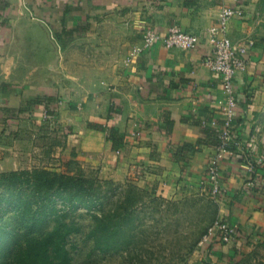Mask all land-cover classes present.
Returning <instances> with one entry per match:
<instances>
[{
    "label": "crops",
    "instance_id": "0c3cea01",
    "mask_svg": "<svg viewBox=\"0 0 264 264\" xmlns=\"http://www.w3.org/2000/svg\"><path fill=\"white\" fill-rule=\"evenodd\" d=\"M222 2L0 0V172L27 164L24 127H36L44 107L62 125L67 157L75 152L100 178L169 197L178 186L207 183L208 162L216 160L220 216L240 237L209 244L206 261L195 264H237L264 241V0H239L243 12L228 23L233 42L254 44L234 80L233 141L225 152L215 146L228 94L204 63ZM38 21L58 46L54 58ZM145 26L161 34L177 26L200 40L193 49L157 41L132 54ZM58 99L63 105L53 107ZM184 143L189 149L181 152Z\"/></svg>",
    "mask_w": 264,
    "mask_h": 264
},
{
    "label": "trees",
    "instance_id": "16d2710c",
    "mask_svg": "<svg viewBox=\"0 0 264 264\" xmlns=\"http://www.w3.org/2000/svg\"><path fill=\"white\" fill-rule=\"evenodd\" d=\"M107 138L112 144L117 143L114 127L108 128ZM186 148L189 149V143H184L179 150L183 152ZM71 164L79 163L72 158L68 160L69 169L65 170L35 167L0 174V237L3 236L2 245L10 246L8 250L14 264H72L68 240L80 231L71 217L78 210H85L93 220L89 236L96 249L141 250L143 241L136 239L135 222L139 221V212L147 206L145 199L153 195L152 192L130 181L122 184L112 179L94 178L79 169L78 173H73ZM7 215L26 232L13 234L12 228L2 222ZM9 236L14 237L7 244L5 237ZM260 246H264V241ZM256 253L253 250L245 254L237 264H247L245 260L249 264H264V258L253 261L251 257Z\"/></svg>",
    "mask_w": 264,
    "mask_h": 264
},
{
    "label": "rangeland",
    "instance_id": "374dc122",
    "mask_svg": "<svg viewBox=\"0 0 264 264\" xmlns=\"http://www.w3.org/2000/svg\"><path fill=\"white\" fill-rule=\"evenodd\" d=\"M127 53L124 59L126 60L127 57V60L123 61L125 66L129 63L128 57L131 55V50ZM55 104L57 105L53 107L63 105L60 99ZM49 115L45 117L42 114L36 127L34 124L32 127L28 125L24 127L22 137L26 142L27 164L16 170H32L35 164H38L39 168L45 167L53 171L68 168V160L72 157L68 158L66 155L68 149L63 141L64 130L60 128L62 125L57 123L54 117L56 114L51 116L49 112ZM73 159L79 164L77 166L71 164V172L78 173L79 169L83 170L82 172L87 176L100 178L94 169H84L76 158L73 157ZM175 190L174 194L163 198L154 191L148 190L153 195H147L145 199L147 206L139 212L140 218L135 222L134 229L136 239L143 241L140 245L141 250L129 248L100 251L96 249L93 239L89 236L94 225L92 218L85 210L72 213L71 217L80 226V231L72 234L68 240L72 264H195L199 260L206 261L210 252L208 245L216 241L208 239L206 243L203 241L204 237L208 235L210 228H212V234H215L217 232L215 222L224 220L220 216L219 203L211 195L208 182L201 184V187L193 183L184 184L176 187ZM2 222L7 223V228H12L13 234L26 232L25 228L8 215ZM13 237H5L7 244L12 242ZM17 237L21 238V236ZM2 241L3 236L0 237V264H14L8 250L10 246L6 248L7 245H2ZM255 250L256 255L251 257L254 258L253 261L264 258V246L255 247ZM245 261L249 264L247 260Z\"/></svg>",
    "mask_w": 264,
    "mask_h": 264
},
{
    "label": "built area",
    "instance_id": "2783aa9c",
    "mask_svg": "<svg viewBox=\"0 0 264 264\" xmlns=\"http://www.w3.org/2000/svg\"><path fill=\"white\" fill-rule=\"evenodd\" d=\"M242 12L243 8L239 0H223L219 8L217 23L211 25L207 30V40L211 45V51L204 57V63L219 77L222 88L228 94L224 102L223 122L215 146L219 152L227 151L233 141L232 125L235 118L234 109L237 105L234 80L238 73L246 69L248 62L247 55L250 47L254 44L252 38H246L240 42H233L227 36L229 21L234 16H240ZM199 40L197 34L187 32L177 26L170 27L165 34H161L153 28L145 26L142 29L141 42L138 46L134 47L132 54L142 52L157 41H161L168 48L193 49ZM49 112V108L45 107L42 114L48 117L50 116ZM254 167L253 162L246 165V169L251 173L254 172ZM207 177L209 191L216 198L224 191L220 185L221 172L216 160L212 159L208 162ZM250 185L254 186L255 182H250ZM215 229L217 232L212 234V228H210L207 233L208 235L204 237L203 241L207 243L208 239H214V241L226 244L240 237L238 227L225 220L223 222L216 221Z\"/></svg>",
    "mask_w": 264,
    "mask_h": 264
},
{
    "label": "water",
    "instance_id": "95a60500",
    "mask_svg": "<svg viewBox=\"0 0 264 264\" xmlns=\"http://www.w3.org/2000/svg\"><path fill=\"white\" fill-rule=\"evenodd\" d=\"M37 24L41 29L40 33L43 38V43L48 44L47 48H50V58H54L58 54V46L54 39L51 37L49 28L42 22L38 21Z\"/></svg>",
    "mask_w": 264,
    "mask_h": 264
}]
</instances>
